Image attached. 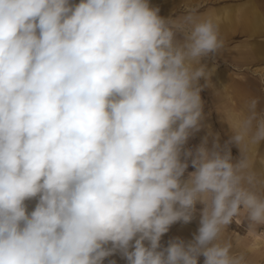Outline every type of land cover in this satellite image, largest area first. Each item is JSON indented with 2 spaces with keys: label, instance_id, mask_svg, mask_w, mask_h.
<instances>
[{
  "label": "clouds",
  "instance_id": "obj_1",
  "mask_svg": "<svg viewBox=\"0 0 264 264\" xmlns=\"http://www.w3.org/2000/svg\"><path fill=\"white\" fill-rule=\"evenodd\" d=\"M159 13L149 0H0V264L117 252L127 264H253L224 235L238 218L264 230L261 97L224 119L223 148L218 135L185 148L215 71L201 61L225 48L230 13ZM252 74L264 84V66ZM197 202L192 240L162 247Z\"/></svg>",
  "mask_w": 264,
  "mask_h": 264
},
{
  "label": "rangeland",
  "instance_id": "obj_2",
  "mask_svg": "<svg viewBox=\"0 0 264 264\" xmlns=\"http://www.w3.org/2000/svg\"><path fill=\"white\" fill-rule=\"evenodd\" d=\"M258 1L264 5V0ZM75 2L78 3L79 0H75ZM221 4L216 1H211L207 8L212 10L213 7ZM163 10L168 11L166 6L163 7ZM233 35L232 37L225 38V48L219 55L215 57L210 55L201 61V63L207 65V68H210L213 64H217L220 69L226 72L229 81L225 86L226 90L221 91L217 88L219 85L211 75L210 86H205L201 91L205 119L202 121L201 129L194 132L188 139L185 145L186 149L195 151L203 142L205 136H208L207 146L211 148L217 135L219 136V143L223 148L232 136L230 126L224 119H227L229 115L239 112L241 110L239 108L243 107V102L253 96L261 97L258 109L264 108V84H261L252 74L255 68L264 66V32L258 38H250L241 32ZM256 49L259 52L255 54L254 51ZM200 84H205L203 78L200 80ZM238 87L245 88V95L235 93ZM209 131L211 135H209ZM229 147L233 161L235 162L240 157V150L235 144H231ZM260 150L262 151L260 155H264V142H261L258 151L260 152ZM258 159L259 157L257 161ZM188 163L189 166L185 176H187V173L195 170L191 165V158H189ZM256 167L257 169L260 167L258 162ZM195 207L196 213L190 223L184 224L183 222H177L162 236V247H167L168 242L176 238H180L185 242L192 240L193 235L199 227V213L203 205L197 202ZM227 231L224 238L233 239L238 250L247 251L253 264H264V230L250 234L246 230V222L243 221V218H238L237 223L233 222L229 225ZM232 232L236 233V235L232 236ZM111 260H114L116 264H127L126 259L122 258L119 252L106 258L104 264H109ZM203 261V256L198 258V264H203Z\"/></svg>",
  "mask_w": 264,
  "mask_h": 264
},
{
  "label": "crops",
  "instance_id": "obj_3",
  "mask_svg": "<svg viewBox=\"0 0 264 264\" xmlns=\"http://www.w3.org/2000/svg\"><path fill=\"white\" fill-rule=\"evenodd\" d=\"M211 1L222 3L219 6L213 7L211 10L207 8ZM151 6L158 7L160 9V15L163 17L172 16L182 17L186 14V10L195 9L197 15L208 14H223L225 10L230 13L228 21L222 22L220 26L221 35L225 38L232 37V35L238 32L244 33L250 38L259 37L264 32V5L258 0H149ZM169 3V4H168ZM166 6L167 12L163 10ZM168 6L170 7L168 9ZM210 9V10H209ZM233 35V36H234ZM246 48V47H244ZM250 52V51H249ZM258 49L254 53H258ZM215 68L212 72L215 82L219 85L221 91L226 90L225 86L229 79L226 72L217 66V64L211 65L209 70ZM238 94L245 95L246 90L244 87H238L236 89ZM234 92V91H233ZM245 102H243L244 105ZM243 107L239 108L242 109ZM260 150V154H261ZM259 156L256 157V159ZM29 211L34 207L35 201L27 202Z\"/></svg>",
  "mask_w": 264,
  "mask_h": 264
}]
</instances>
